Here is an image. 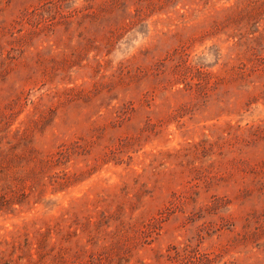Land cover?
<instances>
[{
	"label": "rangeland",
	"instance_id": "obj_1",
	"mask_svg": "<svg viewBox=\"0 0 264 264\" xmlns=\"http://www.w3.org/2000/svg\"><path fill=\"white\" fill-rule=\"evenodd\" d=\"M0 264H264V0H0Z\"/></svg>",
	"mask_w": 264,
	"mask_h": 264
}]
</instances>
